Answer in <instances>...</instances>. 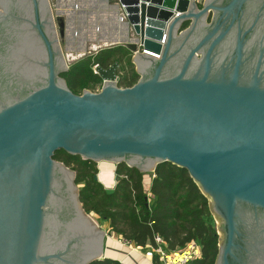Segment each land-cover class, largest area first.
<instances>
[{"label":"water","instance_id":"water-1","mask_svg":"<svg viewBox=\"0 0 264 264\" xmlns=\"http://www.w3.org/2000/svg\"><path fill=\"white\" fill-rule=\"evenodd\" d=\"M116 2L140 80L96 67L102 90L77 95L50 1L0 0V264L106 258L58 151L149 179L188 170L220 223L215 264H264V0Z\"/></svg>","mask_w":264,"mask_h":264},{"label":"trees","instance_id":"trees-1","mask_svg":"<svg viewBox=\"0 0 264 264\" xmlns=\"http://www.w3.org/2000/svg\"><path fill=\"white\" fill-rule=\"evenodd\" d=\"M188 25L186 23L183 28ZM115 63L120 65L117 71L120 88H130L138 83L140 75L135 69L133 51L124 45L104 48L85 56L71 64L61 77L74 94L82 95L86 90L95 92L103 84L96 67L108 69ZM54 159L76 173L75 182L84 209L88 214L98 216L102 222L109 223L110 234L143 250L155 248L157 237L172 253L181 252L194 243L200 247L201 257L190 264L216 263L219 235L215 220L208 198L188 170L171 163L160 164L149 184L145 173L122 163L116 167V177L121 180L116 183L115 192L109 195L104 185L96 180V163L64 151H58ZM149 194L155 200L153 207L149 204ZM91 264L124 263L106 257Z\"/></svg>","mask_w":264,"mask_h":264},{"label":"rangeland","instance_id":"rangeland-1","mask_svg":"<svg viewBox=\"0 0 264 264\" xmlns=\"http://www.w3.org/2000/svg\"><path fill=\"white\" fill-rule=\"evenodd\" d=\"M53 9V15L54 19L57 25V32L58 37L60 41L61 48L63 50L68 68L71 64L74 62L84 58L85 56H88L89 54H95L98 53L100 50L108 47H112L115 45H111V40H107L105 38H101L99 34L96 33V37L92 35V32L95 30L99 32L100 27L102 26L103 20L97 19L96 16L93 14H90L92 16H84V14H81L80 12L83 11L81 8V5L78 4V8H74V4L71 3H64L60 4L58 3V0H49ZM73 6V9H71L69 6ZM70 8V9H69ZM72 10H75V13L73 15H69L68 13ZM87 15V14H86ZM61 20L66 23V34L65 37H60V28L59 24L61 23ZM85 36V38H84ZM135 36V35H134ZM124 46H127V44H123ZM135 54L133 52V58ZM134 62V61H133ZM135 64V63H134ZM136 69V64H135ZM102 86H98L96 91L94 93H98L102 90ZM96 167L98 169V176H100V173H104L105 175H108V180L104 182V187L108 189V187H114L116 186V165H103V164H96ZM71 169V168H70ZM146 178V182H150L152 180ZM79 189V187H78ZM90 215V214H89ZM90 217L97 223V225L106 232L107 237L105 239V257H113V259H116L118 255L114 254L110 249H107L108 246H112L113 244L117 242H123L124 241L116 236L115 234H110V225L109 223H104L99 219L96 215H90ZM216 224V228L218 231V228L220 226L219 220L215 216H213ZM221 234V232H219ZM107 250V251H106ZM109 250V251H108ZM181 253V252H177Z\"/></svg>","mask_w":264,"mask_h":264},{"label":"crops","instance_id":"crops-1","mask_svg":"<svg viewBox=\"0 0 264 264\" xmlns=\"http://www.w3.org/2000/svg\"><path fill=\"white\" fill-rule=\"evenodd\" d=\"M58 3H71L74 4V8H78V4H80L81 8L83 9V11L80 12L81 14H84V16H89L90 14H93L97 17V19L103 20L99 32H97L96 30L95 32L93 31V36L96 37L97 33L101 36V38H105L107 40L110 39L112 42L111 45H123L128 44L130 42H135V36L131 29L128 27L125 21H120L122 11L118 7L116 0H58ZM73 6L71 5L69 7L73 9ZM73 12L75 13V10L70 11L68 14L73 15ZM107 180L108 175L100 173V183L104 185V182H106ZM149 184L147 186V190L149 189ZM114 188L115 186L108 187V189ZM148 198L150 206L153 207L155 204L153 196L149 194ZM107 249H110L114 254L118 255V257H116L117 260L124 264H163L157 258L153 260L147 256V253L149 252V247L143 250L131 244L117 242L110 247L108 246Z\"/></svg>","mask_w":264,"mask_h":264},{"label":"built area","instance_id":"built-area-1","mask_svg":"<svg viewBox=\"0 0 264 264\" xmlns=\"http://www.w3.org/2000/svg\"><path fill=\"white\" fill-rule=\"evenodd\" d=\"M204 1L205 0H197V4L199 6H202ZM120 21L121 22L125 21V16L123 15V13L122 16L120 17ZM153 56H155L156 58H160L159 54H153ZM156 244L157 246L155 248L152 247L149 248V252L147 253V256L153 260L157 258L163 264H188L192 260L201 257L200 247L194 243L190 244L185 250L181 251L180 254L169 252L167 250V246L165 242L159 237L156 238ZM177 255H180L181 257H183V259L181 261H176Z\"/></svg>","mask_w":264,"mask_h":264},{"label":"bare ground","instance_id":"bare-ground-1","mask_svg":"<svg viewBox=\"0 0 264 264\" xmlns=\"http://www.w3.org/2000/svg\"><path fill=\"white\" fill-rule=\"evenodd\" d=\"M183 259V257H181L180 255L176 256V261H181Z\"/></svg>","mask_w":264,"mask_h":264},{"label":"flooded vegetation","instance_id":"flooded-vegetation-1","mask_svg":"<svg viewBox=\"0 0 264 264\" xmlns=\"http://www.w3.org/2000/svg\"><path fill=\"white\" fill-rule=\"evenodd\" d=\"M211 19H212V14L210 15V17L208 18V23H210L211 22Z\"/></svg>","mask_w":264,"mask_h":264}]
</instances>
